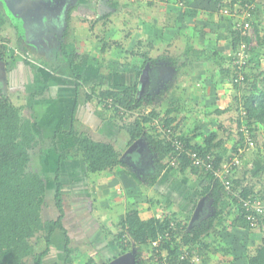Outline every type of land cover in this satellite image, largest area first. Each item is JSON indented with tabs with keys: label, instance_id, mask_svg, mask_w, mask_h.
<instances>
[{
	"label": "crops",
	"instance_id": "obj_1",
	"mask_svg": "<svg viewBox=\"0 0 264 264\" xmlns=\"http://www.w3.org/2000/svg\"><path fill=\"white\" fill-rule=\"evenodd\" d=\"M230 2L72 0L67 3L65 0L56 7L48 5L46 13L43 10V14L50 13L54 18L48 24H44L43 16L38 19L29 14V25L34 26L32 21L35 20L44 26L41 27L45 33L35 29L30 35L26 33L22 49L15 48V41L6 40L5 52L11 57L0 69V90L22 109V117L30 121L39 142L35 156L39 168L31 170L40 171L47 178L46 175H54L61 169L62 188L70 190L62 195L64 232L60 231L62 238L68 239V247L74 249L66 264H78L77 260L85 262L88 259L94 264H107L121 255L113 239L117 233L115 227L131 209H136L143 220L173 214L188 225L198 203L205 199L201 205L203 213L193 225L212 215V208L208 214L206 208L207 203L212 205L211 191L203 196L198 194L210 184L205 175L190 168L180 171L168 166L149 185L150 177L157 170L154 156L150 155L146 144L141 152L125 154L129 136L123 121L104 110L96 97L87 100L86 94L92 88L97 93L117 90L136 81L139 87L142 69L149 64L150 83L145 94L155 99L150 110L158 114L163 110L160 117L168 113L176 133L192 144L203 145L204 138L214 133V143L224 140L220 144V156L225 158L234 153L232 149L239 140L237 130H241V127L236 129L243 111L240 102L252 93L256 94L257 90L261 91L262 86L259 83L261 77H254L261 71L257 64L248 67V85L234 86L229 81L234 20L221 15L219 8L229 6ZM238 3L230 4V7L236 8ZM262 3L255 0L248 4L257 9L251 24L257 26L256 34L263 37ZM63 10L69 11L66 23L58 24L59 34L50 35L56 31L51 23L62 21L60 12ZM63 27H66L64 31ZM261 41L260 47L264 48L263 39ZM103 43L108 44L104 51ZM52 45L58 49L53 51ZM47 48L54 52V60L45 57ZM20 51L23 58L25 55L33 64L13 56ZM257 55L255 53V58ZM146 58L155 62L150 64L148 61L141 67ZM39 65L43 67L38 68ZM252 82H257V90L250 87ZM161 94L165 100L156 103L154 97L160 99ZM25 98L28 105L19 102ZM13 99H18V103ZM27 111L29 117H26ZM253 126L255 147L244 154L243 166L236 171V177L244 169L251 170L252 158L258 161L264 157V147H257L258 140H264V118L262 123L256 121ZM71 130L121 150L124 166L87 174L78 153H74L76 156L72 160L59 162L55 149L57 153L76 152L73 138L58 134ZM145 159H151L152 164ZM251 174L247 171L248 179ZM251 183L258 184L257 179L252 178ZM229 204L225 198L220 200L223 213L215 222V233H208L203 238L205 246L193 252L192 264H247L249 254L263 244L264 230L230 227L235 213ZM219 251L222 255H218ZM142 261L144 264L156 262L151 252H145Z\"/></svg>",
	"mask_w": 264,
	"mask_h": 264
},
{
	"label": "trees",
	"instance_id": "obj_2",
	"mask_svg": "<svg viewBox=\"0 0 264 264\" xmlns=\"http://www.w3.org/2000/svg\"><path fill=\"white\" fill-rule=\"evenodd\" d=\"M254 1L231 0L230 4L233 5L239 2L238 7H244ZM230 4L228 5L231 6ZM112 5L115 6L114 4ZM250 14L251 18L257 15V9L250 10ZM6 22L7 18L0 10V65L3 63L7 64L8 59L11 57L6 54V43H4L6 40L1 37L2 29ZM253 29L257 32V26H253ZM231 34L233 36L232 49L234 51L242 40L248 41L247 38L240 36L239 30L232 31ZM261 42L260 39L259 43L261 44ZM107 45V43H103L102 51L105 50ZM20 54L13 56L17 57ZM12 59L14 60V58ZM148 61L150 64L155 62L151 61L150 58H146L141 67ZM24 62L33 64L25 55ZM248 74L250 73L244 74L242 86L249 84ZM256 76L261 77L259 83H261L262 90L256 89L258 81L250 84V87L256 89L257 93H252L250 96L245 97L242 102V109L245 114L237 122L238 129L245 124L249 136L254 141V147L256 137L253 123L256 121L262 123L264 118V70L255 74L254 77ZM234 86L237 85L234 84ZM138 89L137 81L117 90H104L98 93L95 88H92L86 94V98L89 100L94 96L99 102L98 104L103 103L105 99L111 98L115 107L111 111L104 110L112 113L114 118L116 117L120 120L121 118L117 115L119 108H123L132 114L137 113L131 121H125L123 127L129 136L127 146L132 145L142 137L150 155L154 156L157 173L149 179V185H151L165 167H171L170 158L176 155V151L172 148L170 142L158 131L157 126L153 125V121L157 120L160 126L167 127L173 134H175L176 128L171 125L168 113L160 117L158 112L154 110H150L147 114L142 111L143 107L152 105L155 99L150 98L148 94L137 97ZM37 94H41V92ZM21 110L20 107L15 106L11 102L8 96H5L2 92L0 93V264H43L45 256L49 253L55 232L57 230L64 232L61 224L64 214L62 183L60 180L61 169L56 170L53 175V184L55 186L53 189H48L45 174L31 170V151L39 142L36 140L30 121L22 117ZM60 133L73 138L76 144V152L57 153L55 149L59 162L72 160L76 156L74 153H78L87 174L112 171L119 166H124V162L121 159L122 151H119L111 144L95 142L86 135L74 133L73 130L69 132L59 131L58 134ZM238 135L239 140L232 149L233 152H236L237 147L244 141L242 132L238 131ZM177 139L183 143L184 152L189 150L202 156L211 154L215 156L217 163L223 160L219 149L220 144L224 140L214 143V140H216L214 133H210L204 138L203 145L192 144L190 140L185 139L181 135H177ZM184 152L178 156L177 165L171 168H177L180 171L190 168L197 172L194 167H190L191 161ZM243 158L244 156L242 155L241 159L243 160ZM205 176L210 180V184L199 191L198 194L203 196L208 191H211V197H213L211 205L212 215L210 214L198 225H193L188 229V225L182 223L173 214L164 215L161 218L153 217L143 220L139 217L136 209H131L119 219L116 225L118 231L113 239L119 248V254L133 249L135 251L134 259L136 264H144L142 255L145 249H149L151 252L149 243L168 233L170 239L163 240L157 247L158 256L161 251H166V260L169 264H192L189 260L193 252H195L196 248L205 246L203 238L208 233H215V222L223 213V209L219 207L220 200L225 198L223 188L216 181H212L210 175L205 174ZM263 176L264 164L250 179L247 178V170L244 169L241 175L235 177L233 187L240 191L243 199L254 200L257 197L264 199ZM252 178L257 179L258 184H252ZM47 190H50L57 217L43 220L42 211L48 207ZM171 221L174 223V228L171 227ZM230 227L252 229L245 217L238 211L234 218L231 219ZM67 240L65 237L64 261H67L74 253V249L68 247ZM40 243H43L44 247L37 249L36 246L40 245ZM182 246L189 253L185 260H179L178 249ZM84 264L94 263L91 259H88ZM247 264H264V241L262 245L249 254Z\"/></svg>",
	"mask_w": 264,
	"mask_h": 264
},
{
	"label": "built area",
	"instance_id": "obj_3",
	"mask_svg": "<svg viewBox=\"0 0 264 264\" xmlns=\"http://www.w3.org/2000/svg\"><path fill=\"white\" fill-rule=\"evenodd\" d=\"M181 3V2H180ZM235 7V6H234ZM230 7L220 6L219 12L221 15L234 20L233 31L239 30L240 36L247 38L248 41H241L237 49L232 52L230 65L232 70V84L241 85L244 81V74L247 73L248 67L251 64L252 54L255 48L258 47L257 39L255 38L254 29L251 26V5L244 7ZM112 99L108 98L100 104V106L109 111L115 107L112 104ZM243 112V111H242ZM241 114L243 115L244 113ZM117 115L121 118L123 123L125 121H131L137 113L132 114L127 112L123 108H119ZM157 120L153 121V125L157 126L158 131L166 137L170 142L172 148L176 151V155L170 158V166L175 167L178 163V156L184 152L183 143L177 139V133L173 134L167 127L160 126ZM243 134V143L237 147V151L229 154L220 163L216 162L214 155L208 154L202 156L196 152L186 150L184 153L191 161L190 167H194L198 173L207 174L211 176L212 181L219 183L225 194V199L235 206L234 212H240L252 229L264 230V199L257 197L252 199H243L240 195V191L233 187V182L236 177V171L238 170L240 163L242 162V155L249 149L254 147V141L249 136V132L245 125L240 128ZM234 202V203H233ZM171 227L174 228V223H171ZM169 234L159 236L155 241L149 243L151 251L156 264H169L166 260V251H161L158 256V245L163 240H169ZM189 253L185 247L179 248V260H185ZM160 257V258H159ZM159 258V259H158ZM190 263L194 262V258H190Z\"/></svg>",
	"mask_w": 264,
	"mask_h": 264
},
{
	"label": "rangeland",
	"instance_id": "obj_4",
	"mask_svg": "<svg viewBox=\"0 0 264 264\" xmlns=\"http://www.w3.org/2000/svg\"><path fill=\"white\" fill-rule=\"evenodd\" d=\"M60 1L64 2L65 0H59V2ZM257 1L259 3L263 2L262 4L264 5V0H257ZM59 2H58V0H37V1L36 0H0V10L4 13L5 18H7L6 25L2 29L3 31L1 33V37L3 39L7 40L8 42H10L9 39H11L12 41H15V44H16L15 48H19V49L21 48L22 49V42H23L24 36H27V35H25L26 33H28L30 35L32 33L33 29H35L36 32H40L41 34L45 33L42 30L43 29L42 27H44V26L43 25H38V23H36L35 20L32 21L34 23V26H30L29 25V19L31 18L30 15L34 16L35 18L36 17L38 18L39 16L41 18L43 16L42 20L45 21L44 24H48V23L52 22L54 18L52 17V15L50 13H48L46 15L43 14V10L46 13V12H48V5L56 7V6L60 5V4H58ZM71 2H72V0H67V3H71ZM39 5H40V8H39ZM68 12H66V10L61 11L60 13H61L62 21L60 19L59 22L51 23L52 24V28L56 29V31L50 32V35H57V34H59L61 32V29L59 27H57V26H60L58 24L63 25L64 23H66L64 21H65V18L67 17V13ZM263 22H264V16H263ZM65 28L66 27H63L62 31H64ZM30 29H32V30H30ZM254 33H255V38L257 39V42H258V47L255 48V51L252 54V58H251L252 63L249 65V67L253 68L252 65H256L257 64V65H259L257 67L262 71V70H264V48L260 47L259 39H261V40L263 39V42H264V36L262 37V35H260V34L257 35L256 34L257 32H255V31H254ZM25 39H27V37H25ZM4 43H6V41H4ZM6 47H7V45H6ZM50 48L53 49V51H55V50L58 49V46H53L52 45V46H50ZM50 48L46 49V51L47 50L48 51L44 55H45L46 58H48V60L49 59L54 60L55 59V54H53L54 52L51 51ZM19 49H17V51H19ZM20 53H22V52L20 51ZM255 53L258 54L256 56V58H255ZM30 56H31V58L33 60H36L35 58H37V57L34 56V54H31ZM19 57L24 61L23 54H20ZM46 63L48 64V62H46ZM35 64L38 65V63H35ZM42 67H43L42 65L38 66V68H42ZM231 79H232V70H231V74H230V78H229L230 83H232ZM0 84H1V82H0ZM24 91L27 92V90H24ZM1 92L2 91L0 90V93ZM154 98H156V101L159 100L161 102L165 100V96L164 95H162V98H160V99H157V97H154ZM12 101L18 103V99H13ZM19 102L20 103H24L25 105H28L27 104L28 99H26V98H25V100H22V101L20 100ZM156 103H158V101ZM240 104L242 105V102H240ZM241 105H240V107H241ZM150 109H151V107L147 106L146 109L142 110V111H145V113L147 114V113L150 112ZM36 113H38V112H36ZM163 113H164L163 110L159 111L160 115H163ZM29 116H30V112L27 111L26 117H29ZM241 116L242 115L240 114L239 115L240 119H241ZM237 117H238V115H237ZM236 129H238V128L236 127ZM237 132H238V130H237ZM257 143H258V145H257L258 148L260 147V145L264 147V140L263 139L262 140L261 139L258 140ZM38 150H39V147L36 146L31 151V155H32L31 156V163H30L31 169L39 168L38 160L35 157ZM245 153L246 152L243 153V156H244ZM145 155H146V153H145ZM248 158H249V155L247 156L246 163L248 162ZM263 160H264V157H261L260 160H258V161L256 159L254 161V159L252 158L253 165L250 166L251 170H247V171L249 173H252L251 175H254V173H256L259 170V168L262 166V164L264 163ZM144 161L152 164L151 163V159H145ZM244 165H245V162H244ZM242 166H243V162L240 163L239 167L241 168ZM246 166H248V165H246ZM46 176H47V185H48L47 187H48V189H53L55 187L54 184H53V175L50 174V175H46ZM92 182H94V181H92ZM49 191L47 190V194H48L47 204H48V207L45 208L42 211L43 220L55 219L56 215H57V213H56L57 211L55 210V207H54V204H53V200H52V196H51ZM61 191H62V193L63 192L66 193V192H69L70 190H68V188H62ZM72 191H74V190H72ZM227 202L229 203V201H227ZM229 205H231L232 208H235V206H233V204H229ZM227 206H228V204H227ZM206 208L208 209L207 210V214H208L209 211H210V203L206 204ZM158 215H162V214L159 213ZM115 228H116V231H118V228L117 227H115ZM62 237L63 236H62V233L60 232V230H57V232L53 236L52 245L50 246L51 253H49V255L44 258V263L45 264H66L67 263V261H64V259H65V254L63 252L64 238H62ZM43 245H44L43 243H40V245H38L36 247H37V249L38 248L42 249L44 247ZM70 246H71V244H70ZM145 252L147 254L150 253V251L147 250V249H145L143 254H145ZM152 254H153V252H152ZM219 254L222 255V251H219L218 255ZM77 262H78V264H82V263L84 264V262L82 260H77ZM146 263L149 264L148 262H146ZM156 263L157 262H154L152 264H156Z\"/></svg>",
	"mask_w": 264,
	"mask_h": 264
},
{
	"label": "water",
	"instance_id": "obj_5",
	"mask_svg": "<svg viewBox=\"0 0 264 264\" xmlns=\"http://www.w3.org/2000/svg\"><path fill=\"white\" fill-rule=\"evenodd\" d=\"M2 65L3 64L0 65V67H1L0 69L3 68ZM150 71H151V67L149 66V64H146L144 66V68L142 69V72L139 76V89L137 91V97H140V96L145 94V92L148 88V85L150 83V79H149ZM144 147H145L144 141H143V138L141 137L137 141H135L132 145H130L128 147L125 154H129V153L137 152V151L139 152V150H141V148H144ZM138 148H139V150H138ZM204 201H205V199L201 200L198 203L197 208H196L195 212L193 213L191 220L189 221L188 229L191 228L192 224L195 221H198L199 218L201 217V214L203 213V210L201 209V205ZM134 254H135V251L132 249L129 252L123 253V254L115 257L114 259L109 261L107 264H136V261L134 259Z\"/></svg>",
	"mask_w": 264,
	"mask_h": 264
},
{
	"label": "clouds",
	"instance_id": "obj_6",
	"mask_svg": "<svg viewBox=\"0 0 264 264\" xmlns=\"http://www.w3.org/2000/svg\"><path fill=\"white\" fill-rule=\"evenodd\" d=\"M222 159H223V157H221ZM211 208V207H210ZM151 250V249H150ZM153 251H151V253H152Z\"/></svg>",
	"mask_w": 264,
	"mask_h": 264
},
{
	"label": "flooded vegetation",
	"instance_id": "obj_7",
	"mask_svg": "<svg viewBox=\"0 0 264 264\" xmlns=\"http://www.w3.org/2000/svg\"><path fill=\"white\" fill-rule=\"evenodd\" d=\"M138 150H139V148H138ZM139 152H141L140 150H139ZM210 211H211V209H210ZM193 225V224H192Z\"/></svg>",
	"mask_w": 264,
	"mask_h": 264
}]
</instances>
